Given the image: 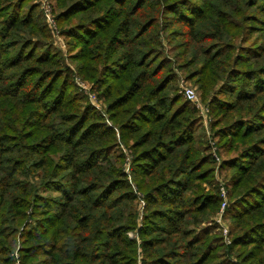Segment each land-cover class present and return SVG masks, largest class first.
Wrapping results in <instances>:
<instances>
[{
	"label": "trees",
	"instance_id": "1",
	"mask_svg": "<svg viewBox=\"0 0 264 264\" xmlns=\"http://www.w3.org/2000/svg\"><path fill=\"white\" fill-rule=\"evenodd\" d=\"M33 1L0 0V264H264V0H50L104 112Z\"/></svg>",
	"mask_w": 264,
	"mask_h": 264
},
{
	"label": "rangeland",
	"instance_id": "2",
	"mask_svg": "<svg viewBox=\"0 0 264 264\" xmlns=\"http://www.w3.org/2000/svg\"><path fill=\"white\" fill-rule=\"evenodd\" d=\"M35 4H37L38 6V9H37V12L41 15V19L42 21L49 27L50 29V34H51V44L53 46V48L58 51L60 53V55L62 56L63 58V62L69 66L72 71H73V74H72V81H73V84L74 86L77 88L78 91H81L79 86L77 85V83H83L84 86H86L88 89L91 90V83L82 79V77L77 74L74 66L72 63H70V61L68 60V47H67V40L64 38V37H61L59 34H58V28H57V24L54 20V13H53V10H52V2L50 0H34L33 1ZM177 81H176V84H175V89H176V92L177 94H179L182 98L183 96L181 95L180 91L182 90V88H191L194 90L197 98H198V104L200 106L199 109L196 108V106L192 103V105L198 110V117H200V126H201V129L200 131L198 132V136L201 137V139L205 142L208 143V146H210V153L213 155V153L215 152L214 149H213V144L216 143V139L212 137L211 135V132L209 130V123L208 122H205L202 117H201V114H200V110L205 108L206 104L203 103L201 101V98H200V93L198 91V88L196 85H194L192 82H189V81H186L184 75L182 73H177ZM91 94H94V92L90 91ZM84 94V96L87 98V101L89 102V104H91L95 109H97L98 111L100 112H104V109H105V104L102 102V101H98L96 99V102H93L91 101L88 96L82 92ZM184 99V98H183ZM207 118L210 119V115H206ZM107 125H110L109 122H106ZM124 154L126 156H128L127 152L124 151ZM219 160H215V164H214V170H213V179L214 181L216 182V184L218 185V187L220 185H224L226 184V180L227 178L224 176L226 175L225 172L223 173L221 170H220V161H221V157H218ZM128 163V162H127ZM126 163L125 165V172H128V164ZM206 189H208L209 187L206 186ZM226 193H227V189H225ZM227 202H229V198H228V194H227ZM141 203L138 205V210L141 211ZM220 210V206H219V209L218 211L212 216L210 217L208 220H207V223L206 224H211L212 222L215 223V219L217 217V214ZM226 210V209H225ZM225 210L223 212V216H222V220H221V225L219 226L217 224V229H216V233L221 235L222 236V232H220L218 230V227L220 228L221 226L225 227L227 229V232L229 231V221L227 220H224V214H225ZM140 213V212H139ZM139 221V220H138ZM216 224V223H215ZM130 237H133V234L130 233L129 234Z\"/></svg>",
	"mask_w": 264,
	"mask_h": 264
},
{
	"label": "built area",
	"instance_id": "3",
	"mask_svg": "<svg viewBox=\"0 0 264 264\" xmlns=\"http://www.w3.org/2000/svg\"><path fill=\"white\" fill-rule=\"evenodd\" d=\"M77 85L79 86L80 90L82 92H84L88 98L93 101V102H96V96L94 94H91L90 92V89H88L86 86H84L83 83H77ZM181 95L183 96V98L191 103H193L197 109L200 108L199 104H198V98L194 92L193 89L191 88H182V90L180 91ZM208 113V108L205 106V108L201 109L200 110V114H201V117L202 119L205 121V122H209V118L206 117ZM214 149V148H213ZM215 151V149H214ZM213 156H215V154L213 153ZM215 160H219L218 157H215ZM219 192H220V198H221V204H220V210L217 214V217L215 219V223L218 224L219 226L221 225V220H222V216H223V212L224 210L227 208L228 206V202H227V193L225 191V187L224 185H220L219 186ZM218 230L220 232H222V238H223V241L225 244H230V239L228 237V232H227V229L223 226H221L220 228L218 227Z\"/></svg>",
	"mask_w": 264,
	"mask_h": 264
}]
</instances>
